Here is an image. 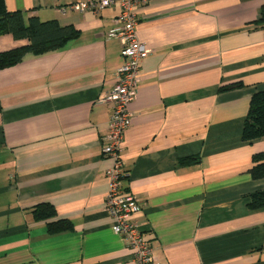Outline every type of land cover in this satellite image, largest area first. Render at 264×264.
I'll use <instances>...</instances> for the list:
<instances>
[{
    "label": "crops",
    "instance_id": "0c3cea01",
    "mask_svg": "<svg viewBox=\"0 0 264 264\" xmlns=\"http://www.w3.org/2000/svg\"><path fill=\"white\" fill-rule=\"evenodd\" d=\"M86 0H4L79 37L0 69V264H133L105 207L101 153L121 45L107 38L118 6L78 13ZM264 0H147L138 39L149 49L128 108L121 188L160 264H264V208L248 172L264 138L244 141L253 93L264 90ZM0 35V51L23 44ZM239 83L228 89L221 86ZM199 162L182 166L183 157ZM50 203L73 228L50 234L28 209Z\"/></svg>",
    "mask_w": 264,
    "mask_h": 264
},
{
    "label": "built area",
    "instance_id": "2783aa9c",
    "mask_svg": "<svg viewBox=\"0 0 264 264\" xmlns=\"http://www.w3.org/2000/svg\"><path fill=\"white\" fill-rule=\"evenodd\" d=\"M146 2L147 0H86L72 7L76 12L83 13L87 9L99 11L104 7L118 6V12L112 19L113 27L106 37L116 38L120 42L122 63L115 71V82L111 90L97 100L98 103L111 105V115L101 144V153L112 158V165L105 170L108 181L105 207L112 217L111 229L122 236L130 250L132 263L160 264L152 255L150 241L144 238L139 226L132 219L141 209L137 199L121 188V179L125 176L121 152L125 131L132 119L128 105L137 93L140 63L150 52L136 34L137 9Z\"/></svg>",
    "mask_w": 264,
    "mask_h": 264
},
{
    "label": "trees",
    "instance_id": "16d2710c",
    "mask_svg": "<svg viewBox=\"0 0 264 264\" xmlns=\"http://www.w3.org/2000/svg\"><path fill=\"white\" fill-rule=\"evenodd\" d=\"M252 24L264 29V4L261 5L258 18ZM5 33L24 43L0 51V69L21 62L27 55H42L61 49L80 35V31L74 26L61 25L55 19L44 21L36 15L26 16L20 10L8 11L4 0H0V35ZM238 84L221 86L220 89H228ZM258 138H264V90L257 91L251 96L242 129L244 141ZM198 162L197 155L183 157L179 160L182 166ZM248 172L253 179H264V152L252 155V164ZM248 207L250 209L264 208V189L250 195ZM28 212L35 221H45L47 232L50 234L70 231L73 228V224L68 219L57 218L55 209L50 203H39L28 209Z\"/></svg>",
    "mask_w": 264,
    "mask_h": 264
}]
</instances>
